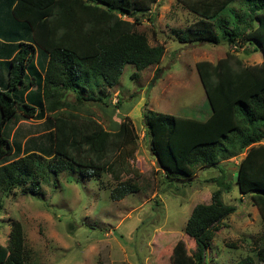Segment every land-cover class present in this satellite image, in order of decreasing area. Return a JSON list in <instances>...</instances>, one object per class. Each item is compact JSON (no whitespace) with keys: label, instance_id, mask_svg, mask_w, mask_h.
I'll return each mask as SVG.
<instances>
[{"label":"trees","instance_id":"obj_1","mask_svg":"<svg viewBox=\"0 0 264 264\" xmlns=\"http://www.w3.org/2000/svg\"><path fill=\"white\" fill-rule=\"evenodd\" d=\"M176 1L196 16L177 32L179 43L222 42L235 49L247 43L252 50L244 53L259 51L262 60L245 66L227 53L215 64L197 62L208 116L144 113L149 151L167 184L180 177L191 179L198 168L223 172L222 162L243 154L236 165L235 185L240 195H250L262 220L263 244L254 254L264 263V0ZM156 2L0 0V212L2 196L15 190L36 195L46 175L71 168L88 179L99 180L109 173L117 181L109 190L114 202L137 192L134 182L121 179L139 176L130 163L138 139L131 119L124 117L116 130L108 131L89 115L63 116L55 111L64 107L68 92L77 104L100 103L117 85L125 65L139 72L161 62L164 45H150L137 30L140 17ZM136 76L135 72L132 77ZM26 119L43 120L44 131L28 135L18 125ZM11 120L9 140L5 131ZM211 181L218 189L208 204L192 208L184 226L194 252L187 255L183 245L174 241L168 264H206L205 253L215 233L236 211L222 201L230 183L224 177ZM25 246L22 226L14 221L6 244L0 245V264H30ZM235 264H255V260L246 256Z\"/></svg>","mask_w":264,"mask_h":264},{"label":"rangeland","instance_id":"obj_2","mask_svg":"<svg viewBox=\"0 0 264 264\" xmlns=\"http://www.w3.org/2000/svg\"><path fill=\"white\" fill-rule=\"evenodd\" d=\"M140 18L137 30L149 44L164 45L161 62L139 72L133 65H125L117 85L100 103L77 104L75 95L68 92L64 107L55 111L63 116L67 112L89 115L108 131L116 130L124 117L131 119L138 139L130 163L139 176L124 175L121 179L134 182L137 192L114 202L109 190L117 181L109 173H103L99 180L83 178L72 168L56 176L48 174L36 195L15 190L2 196L0 245L6 244L10 224L17 221L24 232L30 264H168L174 241L183 245L187 255L194 252V242L184 233L185 223L192 208L208 204L218 189L211 179L224 177L231 190L222 194V201L235 206L236 211L215 233L205 262L235 264L252 256L255 264H264L254 254V249L263 244L262 220L250 195H240L235 185L236 165L243 154L222 162L223 172L198 168L191 179L180 177L167 184L149 151V137L143 129V115L148 111L195 119L208 116L209 107L195 70L197 62L215 64L232 53L243 65L251 66L261 62V53L245 54L252 50L247 43L243 49L222 42L179 43L177 32L184 31L196 16L176 0H157ZM135 72L137 76L132 77ZM91 94L96 96L97 91ZM42 121L26 119L18 125L28 135L38 136L44 131ZM13 125L14 120L9 121L5 131L9 140Z\"/></svg>","mask_w":264,"mask_h":264},{"label":"water","instance_id":"obj_3","mask_svg":"<svg viewBox=\"0 0 264 264\" xmlns=\"http://www.w3.org/2000/svg\"><path fill=\"white\" fill-rule=\"evenodd\" d=\"M157 79V77L155 78V79H153V81L151 82V84L148 86V88H147V90H146V92H145V96H147L148 95V93H149V90H150V88L152 87V85H153V83H154V81Z\"/></svg>","mask_w":264,"mask_h":264}]
</instances>
